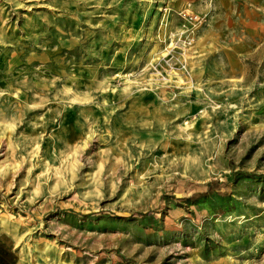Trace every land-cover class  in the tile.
<instances>
[{"label":"rangeland","instance_id":"rangeland-1","mask_svg":"<svg viewBox=\"0 0 264 264\" xmlns=\"http://www.w3.org/2000/svg\"><path fill=\"white\" fill-rule=\"evenodd\" d=\"M0 234L18 264H264V0H0Z\"/></svg>","mask_w":264,"mask_h":264},{"label":"crops","instance_id":"crops-1","mask_svg":"<svg viewBox=\"0 0 264 264\" xmlns=\"http://www.w3.org/2000/svg\"><path fill=\"white\" fill-rule=\"evenodd\" d=\"M193 190V189H192ZM197 190H201L200 187H195V189L192 191V193H190V197H193L194 195L196 196V191ZM184 193H188V190H183ZM194 192V194H193ZM189 198V197H188ZM5 235L7 238L9 237L8 234H0V236ZM17 253V247L16 244H11V245H7V244H0V264H18V259L13 258V260H10V257L12 256V254H16Z\"/></svg>","mask_w":264,"mask_h":264},{"label":"trees","instance_id":"trees-1","mask_svg":"<svg viewBox=\"0 0 264 264\" xmlns=\"http://www.w3.org/2000/svg\"><path fill=\"white\" fill-rule=\"evenodd\" d=\"M231 182H232V181H231ZM231 182H230V183H231ZM207 187H208V189H212V187H211V183L208 184ZM213 191H214V190H213ZM211 192H212V191H211Z\"/></svg>","mask_w":264,"mask_h":264},{"label":"built area","instance_id":"built-area-1","mask_svg":"<svg viewBox=\"0 0 264 264\" xmlns=\"http://www.w3.org/2000/svg\"><path fill=\"white\" fill-rule=\"evenodd\" d=\"M201 2H211V0H200Z\"/></svg>","mask_w":264,"mask_h":264},{"label":"bare ground","instance_id":"bare-ground-1","mask_svg":"<svg viewBox=\"0 0 264 264\" xmlns=\"http://www.w3.org/2000/svg\"><path fill=\"white\" fill-rule=\"evenodd\" d=\"M171 46V45H170Z\"/></svg>","mask_w":264,"mask_h":264}]
</instances>
